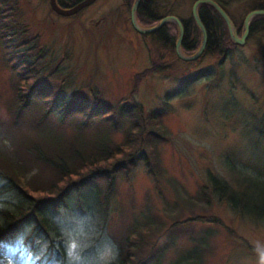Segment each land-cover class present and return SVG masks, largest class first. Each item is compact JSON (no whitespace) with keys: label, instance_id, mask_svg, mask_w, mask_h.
I'll use <instances>...</instances> for the list:
<instances>
[{"label":"trees","instance_id":"1","mask_svg":"<svg viewBox=\"0 0 264 264\" xmlns=\"http://www.w3.org/2000/svg\"><path fill=\"white\" fill-rule=\"evenodd\" d=\"M10 1L0 0V50L10 73L13 94L7 116H0V264H68L69 246L79 241L70 236L71 228L61 218L71 211L74 198L78 205H83L88 195L84 191L86 187L102 180V187L95 184L98 190L93 192L102 212L101 223L90 238L97 243L105 232L109 194L116 188L117 177L130 181L139 167L154 182L163 176L160 145L169 138L163 122L165 111L148 110L135 100L141 80L156 72L169 76L179 66L186 71L210 57H226L236 44L222 16L209 4H200L198 14L207 34L202 54L192 61L177 56L178 27L173 21L144 33L154 55L152 65L135 72L128 95L110 103L103 101L101 94L92 88L88 97L68 92L70 84L66 76L47 71L49 63H44V45L39 42L38 34H31L28 26L16 19ZM56 1L67 8L79 0ZM177 1L141 0L136 19L140 26L150 27L164 16H176L184 30L181 50L190 55L199 48L201 33L191 12L192 5L178 9ZM181 1L193 4L196 0ZM215 1L228 13L224 2ZM133 2L124 0V5L131 8ZM252 3L248 12L264 9L259 0ZM232 20L236 27L242 26V19L237 21L232 17ZM263 20L264 15L253 17L249 38H256ZM237 173L253 189L251 196L241 186L235 188L212 174L198 194L187 200L196 199L199 205H209L210 198L216 195L237 215L254 224L264 223V181ZM145 220L148 227L158 231L161 223L154 220L153 226L149 216ZM191 221L232 232L216 215H196L175 220L168 230L171 237L165 241L160 234L158 237L163 238L158 244L146 240L151 235L148 231L143 233L136 218L127 232L117 238L118 253L101 264H201L210 234L193 236V230L187 226ZM178 238L191 246L176 250L172 261H166L167 250ZM17 239H22L18 248ZM248 247L264 257L261 248ZM95 255L98 258V252Z\"/></svg>","mask_w":264,"mask_h":264},{"label":"rangeland","instance_id":"2","mask_svg":"<svg viewBox=\"0 0 264 264\" xmlns=\"http://www.w3.org/2000/svg\"><path fill=\"white\" fill-rule=\"evenodd\" d=\"M220 1L237 21L253 4L252 0ZM177 2L178 9L193 5ZM10 3L16 19L24 22L31 34H38L44 45L47 71L66 76L68 92L88 97L92 88L103 101L115 103L128 95L132 75L152 65L150 45L133 28L130 7L124 5V0H95L71 16L56 14L49 0ZM210 58L186 71L179 66L169 76L156 72L141 80L135 100L148 110L165 111L163 122L169 138L160 145L163 176L154 182L139 167L130 181L117 177L116 188L109 194L105 232L97 243L90 238L101 223L102 212L93 192L98 190L95 184L102 187V180L86 187L88 195L83 205L74 198L71 211L61 218L71 228L70 236L79 241L71 254L73 243L67 250L68 264L108 261L118 253L117 238L136 218L143 233L151 235L146 240L161 244L163 237L158 236L163 234V240H168V230L175 220L196 215H216L232 231L200 221L187 223L193 236L210 234L201 264H261L262 258L248 246L264 251V223L254 224L237 215L216 195L209 205L187 199L194 198L212 174L235 188L241 186L249 196L253 189L237 172L264 181V41L259 42L258 36L248 38L222 61L221 57ZM9 74L0 50L2 118L7 116V105L13 97ZM147 216L152 218L153 226L154 220L161 223L158 231L146 225ZM21 241L17 239L16 248ZM174 246L167 250L166 261H172L176 250L191 244L178 238Z\"/></svg>","mask_w":264,"mask_h":264},{"label":"water","instance_id":"3","mask_svg":"<svg viewBox=\"0 0 264 264\" xmlns=\"http://www.w3.org/2000/svg\"><path fill=\"white\" fill-rule=\"evenodd\" d=\"M94 1L95 0H79L73 6L64 8V7H61L57 3L56 0H49V5H50L51 9L56 14L61 15V16H71V15L78 13L83 8L89 6ZM140 1L141 0H134L132 6L130 8V20H131V24H132L133 28L137 32L144 34V33H150V32H154V31L158 30L166 22H169V21L175 22L177 24V27H178V36H177V39L175 42V51H176L177 56L181 60H184V61H191V60L198 58L206 46V41H207L206 30H205L204 25L202 24V21L199 17V14H198V7L200 4H209L222 16V18L225 20V22L228 26V30H229V34H230L231 38L237 44H243L245 42V39H246V37L248 35V31H249V24H250V21L252 20V18L256 15H264V9H256V10L250 11L244 18L242 34H241V36H238L237 32L234 29V25L232 24V21H231L229 15L226 13V11L222 8V6L218 2H216L215 0H196L192 5L191 12H192V15L195 19V22H196L199 30H200L201 42H200V46L196 50V52H194L191 55H186L181 50V42L183 39L184 30H183V26H182V23L180 22V20L176 16L168 15V16H164L163 18H161L156 24H154L151 27H147V28L142 27L138 24L137 19H136V11H137V8H138Z\"/></svg>","mask_w":264,"mask_h":264},{"label":"flooded vegetation","instance_id":"4","mask_svg":"<svg viewBox=\"0 0 264 264\" xmlns=\"http://www.w3.org/2000/svg\"><path fill=\"white\" fill-rule=\"evenodd\" d=\"M259 4L261 5V6H263L264 7V0H259ZM250 12V11H249ZM248 12V13H249ZM248 13H246L244 16H243V18H242V26H240L239 25V27H236V25H235V23L233 22V20H232V17L234 18V16L231 14V13H227L228 15H229V17H230V19H231V21H232V24L234 25V29H235V31L237 32V34H238V36H241V34H242V31H243V24H244V18H245V16L248 14ZM235 19V18H234ZM259 30H258V33H257V36H258V41L260 42V41H264V20L263 21H261L260 22V24H259V28H258ZM249 34H250V25H249V31H248V35H247V37H246V39H245V42L248 40V38H249ZM231 37V36H230ZM231 40L233 41V39L231 38ZM207 42V41H206ZM234 42V41H233ZM244 42V43H245ZM243 43V44H244ZM235 44H236V46L237 45H239V44H237L236 42H235ZM206 47V46H205ZM205 49V48H204ZM233 49H231V50H229V52H231ZM228 52V53H229ZM222 58H225V56H223Z\"/></svg>","mask_w":264,"mask_h":264},{"label":"clouds","instance_id":"5","mask_svg":"<svg viewBox=\"0 0 264 264\" xmlns=\"http://www.w3.org/2000/svg\"><path fill=\"white\" fill-rule=\"evenodd\" d=\"M75 248H76V244L75 242H73V244L70 247V254ZM261 264H264V257H262Z\"/></svg>","mask_w":264,"mask_h":264},{"label":"bare ground","instance_id":"6","mask_svg":"<svg viewBox=\"0 0 264 264\" xmlns=\"http://www.w3.org/2000/svg\"><path fill=\"white\" fill-rule=\"evenodd\" d=\"M209 38V37H208Z\"/></svg>","mask_w":264,"mask_h":264}]
</instances>
